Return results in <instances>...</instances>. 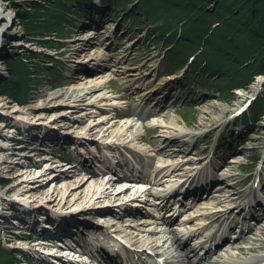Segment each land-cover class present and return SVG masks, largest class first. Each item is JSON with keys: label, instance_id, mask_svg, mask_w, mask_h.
I'll list each match as a JSON object with an SVG mask.
<instances>
[{"label": "rangeland", "instance_id": "obj_1", "mask_svg": "<svg viewBox=\"0 0 264 264\" xmlns=\"http://www.w3.org/2000/svg\"><path fill=\"white\" fill-rule=\"evenodd\" d=\"M64 1L0 0V123L10 122L11 124H6L27 130L24 131L26 135L37 137L32 138L33 140L27 139L29 143H39L43 148H48L41 152L45 153L48 159L41 160L40 156L33 152L35 150L29 148L30 145L20 147L18 138L16 141L12 138L15 146L11 147L9 139L5 138L8 136L5 128L0 126V158L5 154H14L13 151L20 153L17 155V165L0 167V206L4 205L3 199L15 196L7 192L13 185V176L27 179L33 173L41 174L43 169L31 167L34 162L45 161V164L52 163L62 167L61 160L68 161L75 157V152L69 150L68 142L44 143L39 136L46 131H38L34 127L48 125L70 136L91 133L98 139L99 144L100 141L108 139L110 133L120 130L123 140H126L127 136L136 135L137 140H126L127 147L142 151L143 158L134 155L126 147L110 150L100 146L101 148L94 150L97 157L93 160V167L99 165L104 168L109 166L111 161H120L121 171L130 173L133 165L141 174L149 175L148 167L151 164H148L146 159L151 158L153 164L172 166V169L150 183V186H153V195L146 198L151 202L140 203L142 206L138 211H123L119 214L121 223L120 226L112 228L113 232L127 230L141 233L142 229H153L160 237L154 216L157 206L152 204V201L159 193L166 192L182 182L174 174L175 171L188 170L189 166H194L195 161L202 160L205 161L204 164L209 161L212 163L213 176L218 183L229 182L225 184L229 186L227 190L239 193L237 204H242L244 211L234 208L229 215L232 219L230 222L244 218L249 211L257 215L255 220L253 217L246 219L245 224L250 227V231L247 234H239L237 245L249 247L255 238L264 240V212L259 206H254L260 196L264 197L262 56L254 54L257 61H249L240 66L228 64L227 60L226 63L223 56L217 54L213 64H223L224 70L215 67L218 70L210 71L211 69L205 67L204 70L196 71L199 63L208 62L213 55L208 57L207 49H199L200 43L192 47L190 43L181 41V38H184L182 32L187 24L186 19L192 11L186 10V6H181L182 11H179L175 3L185 0H76L74 4L68 5ZM205 4L202 8H198V5L193 7L197 11L195 16L204 18L202 29L210 33L207 39L212 44L223 37L225 32L217 31L218 24L212 16H207L208 12L215 10V5ZM148 7L151 10L149 14L145 12ZM45 9L49 12L45 13ZM51 11H58V16L49 25L44 22V18ZM35 16L41 18H34ZM87 22L98 23L97 26L103 31L100 40H92L89 43L84 42L91 38L76 41V37L87 28L83 27ZM192 26L191 24L190 27ZM229 27L226 24L223 30L227 32ZM205 31L202 33L200 29L195 28L192 34L201 36ZM156 36L158 37L155 38ZM107 37L111 38L104 44L103 41ZM184 40L186 41L185 38ZM100 50L105 52L99 55V60L104 64L105 70L109 71L110 80L99 95L91 94L87 95L84 101H75L71 97L72 92L77 86L89 83L82 80L83 76L78 70L80 66H86L87 60L91 59V53L100 54ZM250 57L251 60L254 59L252 55ZM21 63L30 77L25 80L26 84L21 90L22 97L16 102L15 99L4 96L1 88L10 80L9 65L22 66ZM255 63L261 66L263 72L254 70V67H257ZM113 68L116 70H112ZM136 73H141L143 79L137 81ZM147 91L150 93L145 95ZM56 95L59 96L53 99ZM46 100H49L50 105L39 107ZM92 103L98 105L92 106ZM31 106L38 108L32 113L27 112ZM130 114L134 117L126 119L127 123L123 122L121 118ZM128 123L130 128L126 125ZM176 123L178 127L173 125ZM180 129L195 134L196 143L183 145L178 141L166 142L160 138V135L165 134L164 131ZM139 138L149 139L150 142H141ZM168 145L178 146L177 156H172L173 153L169 151L164 152ZM233 156H237L240 162L236 163L232 170L235 176L225 181L224 172L228 170L227 165ZM67 173L71 182L80 180L76 178L79 175L77 171L69 170ZM43 181L47 184L45 191L50 195L61 189L51 175L43 177ZM95 181L98 179L85 180V185L90 186ZM32 184H20L17 191L20 195L17 197L25 201L29 199ZM61 191L67 193L64 187ZM41 192L40 189H33V193L37 195L42 196ZM134 192L136 190H128L124 194L131 195ZM215 192L211 186L206 194L197 200L206 199L209 204L203 211L209 214L218 209L215 208ZM76 199V195H67L65 201L55 202L59 203L57 206L45 207L43 216L45 213L47 215L41 218L47 219L49 214L56 210L78 208ZM176 200L178 199L175 196L171 198L173 203ZM250 201L254 203L251 204ZM195 203L182 210L177 224L190 214L198 213L200 204ZM12 212L14 211H7L10 216L0 213V264H35L30 254L15 250L12 246L17 244L18 239H28L29 236L25 233H13L17 225L13 222ZM84 215L92 216V212ZM127 215L133 220H128ZM145 220L151 222L144 224ZM237 230L231 229V237L237 235ZM202 235L203 232L193 238L192 242H196V238ZM79 238L85 239L84 235ZM178 247L177 252H185L184 248ZM232 252L245 257L239 250ZM262 253V250H257L251 254L257 256ZM134 257L133 260L138 264L151 262L148 255L140 253ZM195 258L191 259L195 261Z\"/></svg>", "mask_w": 264, "mask_h": 264}, {"label": "bare ground", "instance_id": "obj_2", "mask_svg": "<svg viewBox=\"0 0 264 264\" xmlns=\"http://www.w3.org/2000/svg\"><path fill=\"white\" fill-rule=\"evenodd\" d=\"M93 21V20H92ZM95 21V20H94ZM98 24V23H97ZM96 23H86L83 27L87 26L83 30V33H81L80 36L76 37V41L86 40L89 38H92L89 41H86L84 43L92 42V40H97L102 38V33L97 26ZM111 37H107L103 43L108 41ZM93 50V49H92ZM95 50V52H97ZM93 52V51H91ZM105 52L100 50V54L91 53V59L87 60L86 66H80L81 68L78 70L80 71V75L83 76L82 80H85V82H89L88 85L82 84L76 87V89L72 92V99L75 101H84L85 97L87 95H99L101 93L108 81L109 78V71H99L97 67L101 65V62L99 60V55H103ZM93 55V56H92ZM98 55V56H97ZM109 70V69H108ZM112 70H116V68H113ZM112 74V73H111ZM136 80L140 81L143 79V75L141 73H136ZM85 77V78H84ZM93 82V83H92ZM99 91V92H98ZM150 92H146L145 95H148ZM59 95H56L53 97V99H56ZM49 100H46L41 106H49ZM97 103H92V106H97ZM38 106H31L26 111L27 112H34ZM123 122L127 123V120L125 118H121ZM6 123L11 124L10 122H3L0 123V126L7 125ZM27 124V123H26ZM143 124V123H142ZM127 127L130 128L129 123L126 124ZM175 127H178V124H173ZM13 127V126H12ZM1 128V127H0ZM36 130L40 131H46L45 135H40L42 142H53V143H61V142H68L70 144L69 147H73L75 154L77 155V158L82 162V168L89 172L80 171L81 175H79L78 179L79 181L71 182L67 176L68 171L64 172H56L57 178H54L56 182L59 184L60 188L64 187L67 190V193H62L61 189L54 192V194L50 195L48 194L46 190L47 184L43 181V177L50 175L48 172V169L42 170L40 175H35L34 173L29 178H21L18 175H15L11 178L13 185L7 189V192L15 194L14 197H11L10 199H3V206H0V213L5 216H10V213H7V211L11 210L12 207L15 208L14 216L16 217L13 222L20 224L17 226L15 231L13 230L14 234L21 235L22 233H29L26 230H23V223H28L29 225L34 226L35 229L39 228L38 232L42 237H45V241H48L46 243V246H52L54 239L58 240L57 238H63L65 235H74L75 233L79 234L81 237L83 234H85V229H87L88 226H95V224L88 222L90 220H95L98 223L96 225H99V220H105V221H114L115 223H121L120 218H115V208L113 207L114 204L121 203V207H123L126 211H130L132 208L130 207L132 203L137 202L139 199L145 196L153 195L149 189L151 188L150 183L154 181L156 178L155 176H161L165 172H169L170 169H172V166L168 165H160L158 164L155 166V171L152 172V174L143 175L138 170L135 169V167L130 168V173L126 172L124 174H120L119 181H122L120 184L124 185L122 187H125L126 185L129 186H140L139 183H144L143 185H147L146 191L136 190L131 195L124 194L125 191L133 190L130 188H126L123 190V188L117 189L113 194L110 195L108 189L104 186L101 181H95V183L91 184L90 186L85 185V180L90 179H99L101 178L100 174H89L94 173L93 164L89 161L90 157L92 155L88 156L84 153V150L87 149H98L101 148L100 146H103L105 148H108L110 150H119L121 147H127L126 140L131 139L132 141L137 140V137L135 134L133 136H130L126 138V140H123L122 133H120V130L113 131L109 134L108 139L104 141H97L98 139L95 137L94 134L91 133H78L75 136H70L69 134L62 133L61 131L48 126V125H42L41 127H34ZM170 128V127H167ZM171 129V128H170ZM20 131H27V130H20ZM91 131V130H90ZM7 132V139L8 143L14 144L12 142V138H14V141L17 140L20 145V147H28L30 145L31 150H35V152H40L36 156H40L41 160L48 159L47 155L41 152L48 150V148H43L41 145H36L32 142H28V140H33L32 138H37L33 135H26L23 132L17 134L16 128H12L11 130L6 131ZM12 137H10V134H12ZM164 135H160V138L166 142L171 141H178L180 144L187 145V144H195L197 141V137L195 134L190 133L188 130H175V131H164ZM7 139H5L7 141ZM11 140V141H10ZM141 142H150L149 139L139 138ZM194 142V143H193ZM29 143V144H28ZM39 144V143H38ZM62 144V143H61ZM102 144V145H101ZM17 146V145H16ZM77 148H74V147ZM178 146H171L168 145L164 152L169 151L172 152V156H177L178 152ZM84 149V150H83ZM131 153L138 157L141 156V152L137 149L130 148L129 149ZM88 151V150H87ZM14 154L7 155L0 158V167H12L14 165H17V155L20 153H16L13 151ZM112 153H115V151H112ZM111 153V154H112ZM143 153V152H142ZM43 155V156H42ZM27 158V157H26ZM94 158V157H93ZM36 160V159H34ZM37 161V160H36ZM148 164H153V161H151V158L146 159ZM205 161L197 160L194 163V166L188 168V170L180 169L179 171H175L174 174H176L177 177H179L178 180H182L181 184L173 190L163 192L161 195L164 197V200L161 202V205L163 208L167 210V213L173 214L175 210L180 208L179 206L181 203H183L182 198H188V201H191V203L195 202L198 198H200L207 189H209L211 186H213V189L216 190L214 193V197H216L217 206L215 205V210L211 214L208 212L203 211L208 206V202L205 200H202L199 202L198 207V213L194 212L186 217V221L182 222L180 226L178 227L177 224L173 226L172 232L170 233L171 236L164 235V230L167 229L164 226L161 228H165L164 230L160 231L161 236H157L158 234H155V230L151 229H142L141 233H135L132 231H118L120 232V235L113 236V229L110 226H103L99 231L101 232V235L94 236L95 241L94 244H91L89 246L85 247V250L89 251L90 253H93L94 255L98 256H105L109 257V260L112 264H132V255H148L152 258V261H154L157 264H264V240L262 239H253V243L249 247L239 246L237 245V241H227V237H230V235L227 233L230 229V224H224L220 223L224 220H229V215H231V212H233L234 208H239L240 211L242 209V204H237V195L239 193H235L233 191L227 190V187L225 184H229V182L226 183H215V178L213 174V165L211 163L208 165L205 163ZM230 164L227 165L226 172L225 173V181H227L229 178L234 177L235 175L232 173V170L234 169V165L240 160H238L237 156H233L231 158V161H229ZM120 161L118 163H114L111 161V164L109 166H106L105 170H116L115 167H120ZM36 166H33L35 165ZM45 163L40 162H34V164L31 166L33 167H41ZM204 164V166H203ZM18 165H21L18 163ZM46 165H49L46 163ZM55 164H50L49 168L52 170H57V167L54 166ZM131 166V164H130ZM176 168L178 165L175 166ZM34 169V168H33ZM124 169V168H123ZM50 170V171H51ZM61 170V169H60ZM110 172H105L102 175H108V178H111L109 174ZM156 173V175H155ZM53 174V173H52ZM91 175V176H90ZM42 177V178H41ZM155 178V179H154ZM127 179V180H126ZM135 180V181H134ZM23 182H32L31 185L32 188V194L29 197V199L23 200L18 198L17 196L20 195L17 193L19 190V185ZM62 186V187H61ZM33 189L35 190H41L40 193L42 196L37 195L33 193ZM176 192L178 193V200L171 202L170 201V194ZM109 193V194H108ZM67 195L69 196H75L77 197L76 204H78V208H71L70 210L61 211L56 210L51 212L53 214L52 218H40L41 214H44V209L51 208L57 206L59 203H55L57 201H65L67 199ZM144 195V196H143ZM0 198H2L0 196ZM61 198V199H60ZM104 199V200H102ZM128 199V200H127ZM145 199V198H144ZM143 199V200H144ZM126 200V202H125ZM142 200V199H141ZM124 201V202H123ZM149 201V200H148ZM130 202V203H129ZM203 202V203H202ZM251 204L254 202L250 201ZM250 203H248V206L250 207ZM198 203H195L197 205ZM80 206H83V208H80ZM140 206V204H139ZM254 206H259L260 208L264 209V197L260 196V199H258ZM9 207V208H7ZM46 207V208H45ZM139 208V207H137ZM258 208V207H257ZM20 209V210H19ZM23 209V210H22ZM134 209V208H133ZM243 210V209H242ZM25 211V213L23 212ZM95 212V216L92 215H84L87 212ZM244 211V210H243ZM28 212V213H26ZM106 213V214H105ZM251 214V211L247 213L244 218L240 219L238 221V224L242 225V231L246 230L249 231V227H247L244 223L247 219V217ZM84 216V217H83ZM90 216V217H89ZM171 216V215H170ZM239 216V215H238ZM45 217V216H43ZM66 218V219H58V218ZM86 217V218H85ZM95 217H100L96 218ZM208 218V219H207ZM21 221V223L18 220ZM128 220H133V218L130 215H127ZM164 221L170 222L169 217L164 218ZM179 221V220H178ZM151 222V220H145L144 224H148ZM239 227V226H238ZM83 229V230H82ZM25 231V232H24ZM84 232V233H83ZM203 232V235L196 238V242H192L193 238L198 236ZM83 233V234H82ZM56 237H54L55 235ZM54 237V238H53ZM13 240V238L11 237ZM44 239V238H42ZM226 240V242H225ZM251 240V239H250ZM17 244H12L15 250L23 251L24 253H28L31 256H34L35 258L43 257V259L48 260H57L60 261L59 258L64 257L62 255L67 254H56L53 255V252L59 251L58 249L54 250L52 248H36L33 245L30 244V240L27 238L24 239H18ZM42 242V241H40ZM39 243V242H38ZM224 244L222 248H220L219 252H216L215 250L220 244ZM231 244H233L236 248L235 250H239L245 257L235 255L233 252H228L230 249ZM69 245V244H68ZM71 246V245H69ZM136 246L137 248H135ZM179 246V249H185L184 253L177 252L176 248ZM182 247V248H180ZM63 249H71V248H63ZM97 249V250H96ZM128 249V250H127ZM95 250V251H93ZM215 250V251H214ZM232 249V251H235ZM257 250H262L263 253L261 255H252L251 253H255ZM67 251V250H66ZM128 252V254L126 253ZM212 252H216L215 256L208 257ZM57 253V252H56ZM195 258V261H193L191 258ZM30 258V257H28ZM69 258L67 257V264H79L75 262L68 261ZM104 264L106 263L104 259H102ZM131 260V261H130ZM107 264V263H106ZM109 264V263H108Z\"/></svg>", "mask_w": 264, "mask_h": 264}, {"label": "trees", "instance_id": "obj_3", "mask_svg": "<svg viewBox=\"0 0 264 264\" xmlns=\"http://www.w3.org/2000/svg\"><path fill=\"white\" fill-rule=\"evenodd\" d=\"M64 2H66L65 4L68 5L74 4L76 0H65ZM205 3L215 5V10L208 12L207 16H212L214 18V21H216V24H218L219 26L217 31L225 32L223 37L217 40L216 43L212 44H210V41L207 39V35H209L210 33L207 30L205 31L204 29H202L204 25V22L202 20L204 18L195 16L197 11L196 8L193 7L194 5H198V8H202L203 4ZM175 5L178 6V8L176 7V9L179 11H182V9H180L181 6H186V10L192 11V13L189 14V17L186 19L187 24L184 26V30L182 32L183 37L188 42H186L184 38H181V41L187 44L190 43L192 47L193 45L200 43L201 45L199 46V49L201 48L203 49V51L207 49L208 57L211 54L213 55L208 62H205L204 64L199 63L196 71L202 69L204 70L205 67L211 69L210 71L214 69L215 71L218 70L215 67L220 68V70H224V67L222 66L223 64H213L215 59L217 58V54H221L225 59V62L227 60L228 64L230 63L231 65L240 64L241 66L249 61L255 62L257 61V58L255 59V57L253 56L254 54L258 55L259 57L262 56L261 61L262 63H264V0H185V2L180 1V3H175ZM150 11L151 10L148 7L147 11L145 12L150 13ZM48 12V9H45V13ZM57 12L58 11H51L50 14H47L45 17L46 19L44 18V22H47V24L50 25L53 19H57ZM148 17L149 19H152L150 18V16ZM34 18L41 17L35 16ZM191 24L193 25L192 27H190ZM226 24H228V27H231H229L227 32L226 30H223V27H225ZM188 25H190L189 28ZM195 28L200 29L202 33L203 31H205L203 34L205 38L203 35H201V37L192 34L193 29ZM157 37L158 36H156L155 38ZM160 39H162L161 36ZM251 55L255 60H251ZM21 65L22 66H18L16 64L9 65L11 73L10 80L9 82H6V84H4V87L1 88V92L4 96H7L12 100L15 99L16 102L19 101L22 97L21 90L23 88V85L26 84L25 80L30 77L28 71L22 68L24 67V64L21 63ZM256 65L257 67L255 66L254 70L257 69L261 72L264 71L260 69L261 66L258 63ZM15 77H17L18 79H15Z\"/></svg>", "mask_w": 264, "mask_h": 264}]
</instances>
